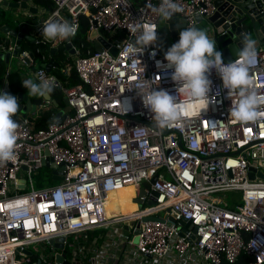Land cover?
I'll list each match as a JSON object with an SVG mask.
<instances>
[{"label": "built area", "instance_id": "2783aa9c", "mask_svg": "<svg viewBox=\"0 0 264 264\" xmlns=\"http://www.w3.org/2000/svg\"><path fill=\"white\" fill-rule=\"evenodd\" d=\"M50 1V10L29 1L36 7L29 15L48 14L23 25H30L36 41H47L44 21L67 20L78 31L79 14H85V41L68 38L72 58L60 67L81 82L67 84L44 65L34 69V76L42 73L55 81L70 109L59 122L54 116L39 128H32L27 117H13L19 124L16 158L0 163V264H29L31 254L53 264H235L242 252L253 256L250 264H264V123L230 117L237 90L230 98L215 69L205 104H190L177 91L164 58L167 50L160 47L161 17L154 8L161 0ZM175 2L183 8L175 15L184 29L214 10L213 0ZM137 24L155 28L158 40L133 53L125 50V42L135 41L129 27ZM96 41L101 48H94ZM60 42L66 39L57 38L51 47ZM256 48L250 75L264 99V46ZM14 49L9 32L0 36L1 52L10 51L18 66L31 64L28 49L15 55ZM140 83L167 90L178 105L189 106L160 128L137 95ZM44 165L52 169V178L55 170L62 177L35 187L32 172ZM126 184L135 186L136 208L108 213L110 192ZM227 191L239 193V200L230 201ZM42 242L52 246L51 257L40 250Z\"/></svg>", "mask_w": 264, "mask_h": 264}, {"label": "clouds", "instance_id": "9594fccd", "mask_svg": "<svg viewBox=\"0 0 264 264\" xmlns=\"http://www.w3.org/2000/svg\"><path fill=\"white\" fill-rule=\"evenodd\" d=\"M158 15L170 20L183 8L175 0H161ZM135 35L134 42H125V50L136 53L157 42V31L153 27L137 24L129 27ZM77 26L67 20L56 21L48 19L42 24V36L46 40L57 38L65 40L74 36ZM137 33H139L137 35ZM179 40L172 44L164 53L167 68L173 69L171 79L178 86L177 91L187 96L190 104L203 105L207 102L208 93L212 87L209 76L213 69L220 76L224 89L231 98L232 90H237L238 101H232L229 109L230 117L243 124L264 123V99L254 89V80L250 75L251 68L257 59L256 40L245 35L237 50V58L224 62L223 53L217 50V43L210 38L207 31L197 26H188L179 33ZM155 55V51L152 53ZM162 62L158 61V66ZM35 79L22 80L28 95L48 99L55 88V81L46 78L42 73H36ZM145 108L152 114V119L160 128L176 121L189 105H178L175 95L164 89L148 88L140 83L135 89ZM18 98L0 91V163L14 160L19 124L13 119L19 109ZM130 108V104L127 106ZM264 239V238H262ZM253 241L252 245H257Z\"/></svg>", "mask_w": 264, "mask_h": 264}, {"label": "water", "instance_id": "95a60500", "mask_svg": "<svg viewBox=\"0 0 264 264\" xmlns=\"http://www.w3.org/2000/svg\"><path fill=\"white\" fill-rule=\"evenodd\" d=\"M2 3L10 7L29 9L33 12L36 11V7L29 5L28 0H2ZM213 6V12L204 18H206V22L210 25L208 28V35L210 38L216 41L217 50L223 53V58L230 59L234 55H237V50L242 47L241 40L245 35L251 36V34H254L257 36L258 44L256 47H261L264 45V0H213ZM197 19L201 20L202 17L198 15ZM166 21L169 22V27L172 29L171 34L175 40L178 37V31L184 30V21L177 15H174L170 20ZM196 26L201 27V21L196 24ZM177 27L179 29H176ZM0 30L9 32L11 34L15 42V49L12 51V54H17L21 48V39L28 35L26 26L22 25L18 31L16 28L10 27L9 25H0ZM96 33V30H92L90 35L95 36ZM97 39L102 45H108L103 36L100 35L97 37ZM99 42L96 41L94 43V48H101V44ZM69 45L70 42H68L67 38L64 47L67 50L73 51L72 49H69ZM54 49L55 48L53 47L51 53H53ZM0 56H2L4 60L8 62L10 51L5 52V54L0 53ZM52 65H57V62L53 57H51L44 64L47 71H50ZM2 90L18 98V104L20 106L19 110L21 112L24 113L29 111L30 108L34 110L35 104L31 102V98L29 97L28 93L21 91L13 93L8 88L7 80L4 81L0 91ZM23 100L26 101L25 104L22 103ZM53 102L57 104L54 100ZM64 103L65 106L56 113L58 122L64 117L65 111L70 109V107L66 104V99H64ZM48 164L49 163L47 162L46 165ZM61 177L62 175L60 174L59 170H55L53 172L54 179H60ZM144 185L146 184L144 183ZM61 239L62 238H60V240ZM49 242L53 243L57 247H62L61 241L53 242V240L49 239ZM26 252L28 254L31 253L29 250H26ZM56 260L62 261V255L56 254ZM62 264H69V261L63 260Z\"/></svg>", "mask_w": 264, "mask_h": 264}, {"label": "trees", "instance_id": "16d2710c", "mask_svg": "<svg viewBox=\"0 0 264 264\" xmlns=\"http://www.w3.org/2000/svg\"><path fill=\"white\" fill-rule=\"evenodd\" d=\"M18 1V0H12ZM36 5H44L49 10L53 7V3L50 0H32ZM16 8L10 6H3L0 3V25H14L15 20H19V17H15ZM33 19V20H32ZM31 21H34V16L31 17ZM27 22V21H26ZM25 26H28L25 24ZM29 27V26H28ZM89 22L88 18L85 14H79V28L77 33L72 37L74 42L85 41L86 35L88 33ZM39 39V38H38ZM28 44H23V47H28L33 50L35 59L32 61L31 66L34 67L35 63L39 62L42 57L47 54H51L57 62V65L51 68V71L57 74L61 79H67V84H78L81 82L80 78L75 74L71 73L70 76L64 75L60 71V67L65 64L69 60L67 56V50L64 47L62 42L56 47V49L52 52V47L49 42L39 39L38 41H30L29 39H24ZM86 45H90L88 41H86ZM38 49V51H37ZM36 60V62H35ZM36 66H40V62L37 63ZM5 77V65L3 60L0 58V86L2 84V80L5 79L8 82V88L13 92H28V90L22 84L21 72L18 69L9 70ZM50 97L55 100L57 104H55L52 100L39 98L35 96H31L32 101L36 104V109L33 114H23L19 110L15 114V118L18 120L27 117L29 120V124L32 128H39L46 126L49 122H51L58 112L60 108H62L64 103V96L59 87L55 86L53 92ZM109 213H111L109 211ZM31 260L29 264H53L52 260L42 261L38 258L37 254L30 255ZM253 259L252 255L246 254L242 252L239 257L236 259L235 264H250ZM36 262V263H33Z\"/></svg>", "mask_w": 264, "mask_h": 264}, {"label": "rangeland", "instance_id": "374dc122", "mask_svg": "<svg viewBox=\"0 0 264 264\" xmlns=\"http://www.w3.org/2000/svg\"><path fill=\"white\" fill-rule=\"evenodd\" d=\"M29 1V0H28ZM2 4V3H1ZM43 7H45L47 9L46 6L42 5ZM48 14V11H45ZM18 13H20V15H18L21 19H23V21H31V17L32 15H29L28 11H18ZM43 15H41L40 13L38 14H34V20L35 22L42 20V18H45L47 16L46 13L41 12ZM33 20V19H32ZM201 24L202 26L199 28H202L204 30L207 31L206 29V18H202L201 19ZM158 33H159V38H160V43H161V52H165V50H167L172 44L175 43L174 38L171 34L170 31V27H169V22H167L165 19L160 18L159 21V25H158ZM125 32L123 30H120L118 32L119 36H124ZM72 58V57H69ZM17 57L16 56H12L11 60L9 62V64L7 63V65L10 66H17ZM32 179H33V183L35 187H39V186H43L46 184H50V183H56L57 179L52 178V169L46 165L40 167L37 171L32 172ZM26 189L29 188V185L27 184V186L25 187ZM24 188V189H25ZM227 196L228 199L231 200H239V193H236L234 191H227ZM133 208H136V203H134ZM39 245H41L40 250L44 253H46L47 255H49L51 257V255H53V248L51 245L47 244L46 247H43L44 242L40 243Z\"/></svg>", "mask_w": 264, "mask_h": 264}, {"label": "crops", "instance_id": "0c3cea01", "mask_svg": "<svg viewBox=\"0 0 264 264\" xmlns=\"http://www.w3.org/2000/svg\"><path fill=\"white\" fill-rule=\"evenodd\" d=\"M10 1H12V0H10ZM29 1H31V2H33L32 0H29ZM28 1V2H29ZM30 3V2H29ZM34 3V2H33ZM31 4V3H30ZM29 4V5H30ZM2 5L3 6H8V5H5V4H3L2 3ZM40 6H42V5H40ZM43 7V6H42ZM16 8V7H15ZM48 9V8H47ZM46 9V10H47ZM49 10V9H48ZM18 11H30L29 9H24V8H16V10H15V13H14V15H15V17H19L18 15H20V13H18ZM31 12H33V11H31ZM41 12H43V13H46L45 11H39L38 13H40L41 15H43L44 16V14H42ZM35 13V12H34ZM37 13V14H38ZM47 14V13H46ZM24 19V18H23ZM23 19H21L20 17H19V20H15V24L14 25H9L10 27H13V28H16L18 31L20 30V28L22 27V25H23ZM28 22V21H27ZM33 22H35V20L34 21H30V23H33ZM7 25V24H6ZM28 25V24H27ZM29 26V27H28ZM28 26H26V28H27V34L28 35H26V36H24L22 39H21V41H20V46H21V48H22V46H24V45H22L23 43L24 44H28L24 39H29L30 41H36V38L34 37V35H32L31 34V31H30V29H31V27H30V25H28ZM6 35V32H4V31H2V30H0V36H5ZM32 36V37H30V36ZM9 37H10V39L12 40V42H14V40H13V38H12V36H11V34L9 33ZM251 37L252 38H254L255 40H256V45L258 44V38H257V36H255L254 34H251ZM23 42V43H22ZM47 42H49L50 43V45L52 46L53 44H54V41H50V40H47ZM59 45V43H57L56 44V47ZM14 46H15V42H14ZM264 46V45H263ZM56 47H54L55 49H56ZM23 48H25V49H28L29 51H30V56L32 57V59L34 60L35 59V56H34V53H33V50L32 49H30V48H28V47H23ZM53 48V47H52ZM54 49V50H55ZM53 50V51H54ZM67 50V49H66ZM69 50H67V52H68ZM0 53H2V54H5V53H3V52H1L0 51ZM31 53H32V55H31ZM11 54H12V52H11ZM4 56V55H3ZM51 57H53L51 54H47L46 56L44 55L43 57H42V62H41V60H39V62H40V66L41 65H44ZM0 58L3 60V62H4V65H5V77L7 76L6 74L8 73V71L9 70H12V69H18L20 72H21V77H22V80H24V79H29V78H33V79H35V76H34V69H36L38 66H36L37 65V63H39V62H37V63H35V66L34 67H32L31 66V64H29V63H27L26 65H23V64H21L20 66H18V67H16L15 65L14 66H10V65H7V63L9 64V61H10V56H9V61L8 62H6L5 60H4V58L2 57V56H0ZM54 58V57H53ZM55 60V59H54ZM56 61V60H55ZM35 62H36V60H35ZM17 63V62H16ZM32 63V62H31ZM53 66H55V65H52L51 66V68L53 67ZM51 68H50V70H51ZM5 77L3 78V80H2V84H1V86H3V83H4V81L6 80L5 79ZM1 86H0V88H1ZM25 93V92H24ZM26 93H28V92H26ZM29 97L31 98V96L29 95ZM48 100H54V99H52L51 97H49L48 98ZM55 101V100H54ZM25 102L26 101H22V103L23 104H25ZM31 102H33L32 101V99H31ZM34 103V102H33ZM35 104V103H34ZM64 107V106H63ZM62 107V108H63ZM35 109H36V104H35V108H34V110H32V108H30L29 109V111H26V112H21L19 109V111L21 112V113H23V114H29V113H31V114H33L34 112H35ZM61 109V108H60ZM59 109V110H60ZM58 110V111H59ZM55 116H56V114H55Z\"/></svg>", "mask_w": 264, "mask_h": 264}, {"label": "bare ground", "instance_id": "6f19581e", "mask_svg": "<svg viewBox=\"0 0 264 264\" xmlns=\"http://www.w3.org/2000/svg\"><path fill=\"white\" fill-rule=\"evenodd\" d=\"M135 200V186L133 184H126L110 192L107 212H130L135 209L133 208Z\"/></svg>", "mask_w": 264, "mask_h": 264}]
</instances>
